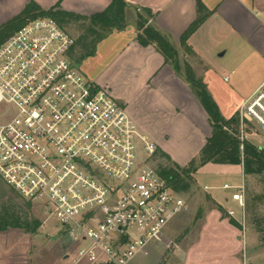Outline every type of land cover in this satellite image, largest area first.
Segmentation results:
<instances>
[{
  "label": "built area",
  "instance_id": "2783aa9c",
  "mask_svg": "<svg viewBox=\"0 0 264 264\" xmlns=\"http://www.w3.org/2000/svg\"><path fill=\"white\" fill-rule=\"evenodd\" d=\"M74 41L36 17L0 43V198L6 186L67 227L63 264H132L186 201L152 164L155 142L74 65ZM237 115L241 141L248 124L264 131V79ZM223 188L244 230L245 185Z\"/></svg>",
  "mask_w": 264,
  "mask_h": 264
},
{
  "label": "crops",
  "instance_id": "0c3cea01",
  "mask_svg": "<svg viewBox=\"0 0 264 264\" xmlns=\"http://www.w3.org/2000/svg\"><path fill=\"white\" fill-rule=\"evenodd\" d=\"M34 1L43 9L59 2L61 9L86 16L103 11L110 3V0ZM200 1L210 13L186 41L191 49L190 54L184 51L180 37L197 17V0H125V28L112 30L99 41L95 53L86 57L87 63L82 68L88 78L106 88L125 107L134 123L150 136L157 148L167 153L180 166L197 158L212 129L207 113L189 84L175 73L171 64L165 62L163 55L153 45L142 46L137 42L136 13H142L144 9L150 10L152 17L148 22L167 36L177 51L178 60L189 63L191 67L187 57L197 54L189 41L214 21L223 23L229 33L244 40L264 60V0ZM1 2L4 4L0 10V24H3L17 15L28 0H11V13L7 8L10 0H0ZM203 79L222 116L226 119L231 117L239 105L233 104L234 107L230 109L224 99H219L213 93L205 76ZM263 79H260L245 99ZM211 165L215 164L208 162L201 168ZM208 169L214 170L206 173L209 174L210 181H206L202 188L206 191L207 203L200 214H197L198 210L195 214V209L186 204L184 218H180L181 213L178 214L167 224L160 238L149 243V246L155 243L156 247L160 244L162 259L157 264H243L247 261L244 257L247 244L245 229H241L237 221L239 208L214 183L222 173L242 174V166L225 163ZM220 189H224L223 185ZM228 210H234L236 218L230 217ZM183 228L181 237L167 253L169 244ZM254 236L255 233L251 237L252 241Z\"/></svg>",
  "mask_w": 264,
  "mask_h": 264
},
{
  "label": "rangeland",
  "instance_id": "374dc122",
  "mask_svg": "<svg viewBox=\"0 0 264 264\" xmlns=\"http://www.w3.org/2000/svg\"><path fill=\"white\" fill-rule=\"evenodd\" d=\"M3 4L0 3V10L3 9ZM11 6L10 0V5L7 7L10 13ZM65 27L75 37L81 32L79 22H68ZM229 32L223 23L215 21L208 23L196 37L190 39L189 43L197 55L187 58L192 64L194 74L199 76L202 81L205 76L213 93L219 99H224L228 107L232 109L233 104L240 105L260 79L264 78V60L256 55L244 40ZM221 53L224 54L219 56ZM84 60L85 58L79 61L74 60V65L86 76L82 68L85 67L87 58L86 62ZM224 77H226L225 80ZM237 109L234 113H237ZM244 138L260 148H264V131L258 129L257 126L253 125L249 130L246 128ZM159 162L165 163V160L155 159L152 164L157 166ZM210 163L215 164L210 167L225 164ZM202 166L192 174L194 180L190 189L182 193L187 207L195 209V214L197 210V214H200L207 203L206 191L202 188L204 183H207L206 181H210L209 174L206 173H212L215 168H220L208 169L210 167L201 168ZM242 181L245 185L246 195V228L244 232L247 244L244 257L247 259V264H264V222L261 220L264 218V173L261 175L222 173L217 176L214 183L219 186L217 188L220 192L231 198L232 191L220 189V186L224 182L238 185ZM10 191L11 189L6 186L2 188L0 202H5L10 206L11 213L21 221H27L30 224L34 219H38L41 225L34 231H26L24 228L17 227L0 231V264H63L62 247L64 244H68L69 240L61 230L57 219L43 213L38 204L27 205V201ZM184 210L181 212L180 218H184ZM184 229L178 231L179 233L169 244L167 253L173 249L174 243L181 237ZM254 233L256 238L254 236V241H252L251 237ZM159 245L158 243L156 247L155 243L152 246L148 244L136 255L132 264H157L162 259Z\"/></svg>",
  "mask_w": 264,
  "mask_h": 264
},
{
  "label": "trees",
  "instance_id": "16d2710c",
  "mask_svg": "<svg viewBox=\"0 0 264 264\" xmlns=\"http://www.w3.org/2000/svg\"><path fill=\"white\" fill-rule=\"evenodd\" d=\"M126 7L125 0H110L103 11L86 16L61 9L59 2L43 9L34 0H28L17 15L0 24V43L26 21L36 17H51L63 26L71 21L79 22L81 32L75 37L74 44L69 52L73 60L79 61L92 56L95 53L97 43L112 30L125 28ZM197 10L196 19L180 37V44L188 54L191 53V49L186 44L187 39L198 29L210 13L200 0H197ZM151 17L152 13L148 9H144L142 13H136L137 42L142 46L153 45L163 55L165 62L171 64L175 73L189 84L193 94L207 113L208 122L212 129L211 135L206 139L197 158L192 159L185 166L178 165L171 160L167 153L157 148L153 160H165V163L159 162L156 166L159 175L174 190L183 193L187 192L192 185L194 180L192 174L198 167L208 162L242 165L244 174H263L264 148H260L245 138L242 141L239 139L240 130L237 113H234L228 119L222 116L206 84L194 74L189 63L178 60L177 51L167 36L148 22ZM250 127V124H248L245 129L249 130ZM240 145H242V148H240ZM9 196L11 195L9 194ZM30 204V202H27V205ZM0 209V231L11 227L34 231L41 225L38 219H34L30 224L27 221H21L11 213V207L6 205L5 202H0ZM261 220L264 222V218Z\"/></svg>",
  "mask_w": 264,
  "mask_h": 264
},
{
  "label": "water",
  "instance_id": "95a60500",
  "mask_svg": "<svg viewBox=\"0 0 264 264\" xmlns=\"http://www.w3.org/2000/svg\"><path fill=\"white\" fill-rule=\"evenodd\" d=\"M67 230V227L66 228H64V230L63 231H66Z\"/></svg>",
  "mask_w": 264,
  "mask_h": 264
}]
</instances>
